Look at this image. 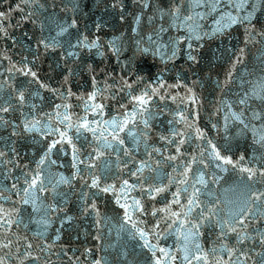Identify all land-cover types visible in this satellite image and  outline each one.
Segmentation results:
<instances>
[{
    "label": "snow or ice",
    "instance_id": "obj_1",
    "mask_svg": "<svg viewBox=\"0 0 264 264\" xmlns=\"http://www.w3.org/2000/svg\"><path fill=\"white\" fill-rule=\"evenodd\" d=\"M92 3L0 0V264H264V0Z\"/></svg>",
    "mask_w": 264,
    "mask_h": 264
}]
</instances>
